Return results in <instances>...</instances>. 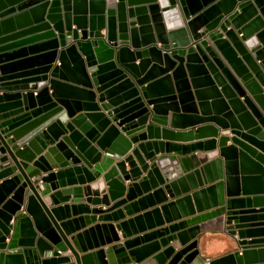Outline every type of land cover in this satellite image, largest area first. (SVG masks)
Returning a JSON list of instances; mask_svg holds the SVG:
<instances>
[{"label":"water","instance_id":"1","mask_svg":"<svg viewBox=\"0 0 264 264\" xmlns=\"http://www.w3.org/2000/svg\"><path fill=\"white\" fill-rule=\"evenodd\" d=\"M0 206V264H264V0H0Z\"/></svg>","mask_w":264,"mask_h":264},{"label":"crops","instance_id":"2","mask_svg":"<svg viewBox=\"0 0 264 264\" xmlns=\"http://www.w3.org/2000/svg\"><path fill=\"white\" fill-rule=\"evenodd\" d=\"M202 124H204V123H201V125ZM194 126L195 125L187 126V127H183V128H181V127L174 128V127L170 126L169 120H168L167 128L171 129L175 133L176 132L185 133V134L179 135L178 137L177 136L174 137V135H172V139L169 141L174 142V143H178L181 145H190L194 142H198V141L202 142L206 139H209L208 135H206L208 133H206L204 131L203 132H196L194 129ZM188 133H190V134H188ZM195 136H201V137H195ZM158 140L168 141L167 139H162L161 137H159ZM229 142L230 141H227V143H229ZM197 151L204 153V154L211 152V151H205V150H197ZM192 152L193 151H191V153ZM159 154H161V153H157V155H159ZM165 154L179 155L177 153V151H168V152H165ZM189 154L190 153H185L183 155V153H180V156H188ZM140 155L142 157V153H140ZM53 158H54V156H53ZM54 160H55V158H54ZM124 169L129 170V165L127 162H125ZM142 174H144V172H142ZM194 180H196V177H194ZM129 181H130L129 179H125L124 183L127 184ZM190 184H191L190 181L186 178L185 179V186H187V187L191 186ZM179 188L181 189V186H179ZM163 192L166 194L167 200H171L173 198V197H169L168 189L163 187ZM239 197H242V195L239 194ZM226 198H228V197L226 196ZM251 204L252 203L250 202V205ZM244 205L247 206V203L244 202ZM126 217H128V215H126ZM118 234H119L121 239L124 238V236H123L124 233L121 232L120 230H118ZM197 248L199 251V255L204 260H207V259L215 258V257L220 256L222 254L231 252L235 249H238L239 245L237 243V239L235 238V236L229 234L227 232V230H225V229L224 230H205V231H203L197 235Z\"/></svg>","mask_w":264,"mask_h":264}]
</instances>
